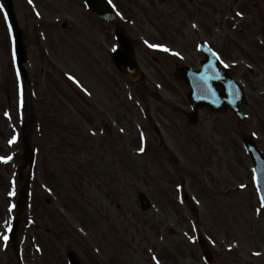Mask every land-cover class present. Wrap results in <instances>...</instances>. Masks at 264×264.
<instances>
[{"label": "rangeland", "instance_id": "rangeland-1", "mask_svg": "<svg viewBox=\"0 0 264 264\" xmlns=\"http://www.w3.org/2000/svg\"><path fill=\"white\" fill-rule=\"evenodd\" d=\"M112 1L118 24L137 44L142 80L116 70V25L101 22L83 0H14L27 47L28 77L19 81L0 0V157H11L0 160V264H68V251L77 264H264V255L252 254L255 233L264 237V209L241 135L264 152V54L254 45L264 27L256 0L181 2L193 27L206 33L182 39L196 56L180 53L179 64L197 59L202 40L239 68L246 119L229 110L224 131L209 125L217 116L192 124L180 108L188 88L171 78L177 63L167 54L155 59L152 45H177L174 30L184 23L175 19L178 9L159 0ZM27 161L34 163L29 204L10 240Z\"/></svg>", "mask_w": 264, "mask_h": 264}, {"label": "water", "instance_id": "water-1", "mask_svg": "<svg viewBox=\"0 0 264 264\" xmlns=\"http://www.w3.org/2000/svg\"><path fill=\"white\" fill-rule=\"evenodd\" d=\"M87 1L92 11L96 13L98 16H100L102 19L109 22H113L115 20V16L112 10L110 9L108 0H87ZM7 2L9 4L10 15L14 21L10 0H7ZM117 37L121 43L122 49L117 50L115 52L114 54L115 61L120 71L123 72V74L127 76L129 79H133L140 74V67L136 62L133 46L129 41L126 40L124 33L122 31L117 32ZM185 73L186 72L184 70V75ZM202 80H204L203 83H200V82H196L194 79L191 80L187 78V81L192 88L190 95L194 103L196 102L199 105H208L213 110H219L222 107H224V105H228L229 107H231L241 115L239 111V106L244 100L241 89L233 86L232 85L233 82L231 81L228 82L224 81V90L223 92H221L216 87L215 83L217 82L213 80L210 81L208 78L205 79L203 78ZM245 143L251 153V156L256 166L258 167L257 171H258V176L260 177L262 196L264 198V158L256 150V147L254 146L253 142L250 139L246 138ZM28 190L29 189H28V179H27L22 186L20 199L18 201V208H17L18 219L15 221L13 227V236H15L16 234L21 212L26 207ZM140 200L142 205L146 208L148 206L147 198L145 196H142ZM203 249L207 255L208 251L204 247ZM69 258L73 262V264L78 263L72 253L69 254Z\"/></svg>", "mask_w": 264, "mask_h": 264}, {"label": "snow or ice", "instance_id": "snow-or-ice-1", "mask_svg": "<svg viewBox=\"0 0 264 264\" xmlns=\"http://www.w3.org/2000/svg\"><path fill=\"white\" fill-rule=\"evenodd\" d=\"M0 7H3V5H0ZM240 15H243V13H240ZM152 47H166V46H164V45H152ZM177 55H179V53H177ZM72 79L73 80H75V77H72ZM77 83H79L78 81H77ZM13 140H15V137H13ZM12 141H10V143H11ZM144 149L143 148H140L139 149V151H143ZM11 159V157L9 156V157H0V160H10ZM242 187H243V185H242ZM11 195H14V192L13 193H11ZM262 199H264V198H262ZM12 207H15V205H13ZM194 239V238H193ZM257 255H259V253H257ZM157 264H159V262L157 261Z\"/></svg>", "mask_w": 264, "mask_h": 264}, {"label": "flooded vegetation", "instance_id": "flooded-vegetation-1", "mask_svg": "<svg viewBox=\"0 0 264 264\" xmlns=\"http://www.w3.org/2000/svg\"><path fill=\"white\" fill-rule=\"evenodd\" d=\"M179 8L182 9V10H184L183 7H182V5H180ZM263 8H264V4H263ZM222 52H223V51H222ZM222 57L225 58L223 53H222ZM176 62H177V61H176ZM199 62H200V61H199ZM177 63H178V62H177ZM194 66H196V65H194ZM197 66H198V65H197ZM194 68H196V67H194ZM224 112H225V111H224ZM195 122H197V123L199 122V117H197V118L195 119ZM220 122H222V125H221ZM223 122L226 124V123H227V119L225 118V119H221L220 121H216V122L214 123V127H223V129L227 128V127H224V126H223Z\"/></svg>", "mask_w": 264, "mask_h": 264}]
</instances>
